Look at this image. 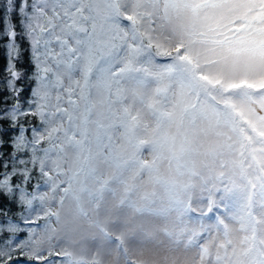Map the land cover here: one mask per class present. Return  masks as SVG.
Wrapping results in <instances>:
<instances>
[{
    "label": "snow or ice",
    "instance_id": "snow-or-ice-1",
    "mask_svg": "<svg viewBox=\"0 0 264 264\" xmlns=\"http://www.w3.org/2000/svg\"><path fill=\"white\" fill-rule=\"evenodd\" d=\"M0 11V264H264V0Z\"/></svg>",
    "mask_w": 264,
    "mask_h": 264
},
{
    "label": "trees",
    "instance_id": "trees-1",
    "mask_svg": "<svg viewBox=\"0 0 264 264\" xmlns=\"http://www.w3.org/2000/svg\"><path fill=\"white\" fill-rule=\"evenodd\" d=\"M4 3V0H0V5H2ZM0 15H2V11H0ZM17 23H18V20H17ZM3 29V24L2 22H0V31H2ZM19 30V29H18ZM8 42L7 38H0V88L3 87V81H2V77L4 75V69L5 67L7 66V55H6V48L4 47V45ZM17 43L20 44L21 46V56L19 58V61L17 62V69L18 70H24V71H27L28 74L30 75L31 74V67H30V53L27 51L28 49V41L27 40H24V39H21V38H18L17 39ZM27 80H21L18 82V86H25L27 84ZM0 95H4L6 96L7 95V92H3V93H0ZM25 96L28 95L27 92L24 93ZM6 126V125H5ZM0 151H3V152H11L12 149L11 147H5L3 149H0ZM33 183H35V181H33ZM26 233L27 232H23V233H20L19 234V238H24L26 236ZM24 263L23 259H21L18 264H22Z\"/></svg>",
    "mask_w": 264,
    "mask_h": 264
},
{
    "label": "rangeland",
    "instance_id": "rangeland-1",
    "mask_svg": "<svg viewBox=\"0 0 264 264\" xmlns=\"http://www.w3.org/2000/svg\"><path fill=\"white\" fill-rule=\"evenodd\" d=\"M26 238H27V233L26 236L21 239H26ZM129 247L131 249V254L135 256L137 259H143L149 261V264H164V262L161 259V257L166 254L163 247H157L153 244L142 245L137 242H133L132 244L129 245ZM116 255L117 254L113 252L111 256L108 257V264H117ZM172 255H176L180 257V260L177 261V264H183V260H184L183 253H173ZM119 264H124V259L122 257L119 260Z\"/></svg>",
    "mask_w": 264,
    "mask_h": 264
}]
</instances>
